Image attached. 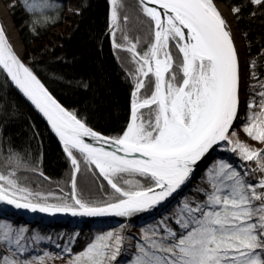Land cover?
I'll list each match as a JSON object with an SVG mask.
<instances>
[{
    "label": "snow or ice",
    "instance_id": "6c2138e0",
    "mask_svg": "<svg viewBox=\"0 0 264 264\" xmlns=\"http://www.w3.org/2000/svg\"><path fill=\"white\" fill-rule=\"evenodd\" d=\"M226 2L108 0L101 35L130 90L128 118L111 133L97 127L95 110L66 106L54 91L62 85L87 93L90 79L52 72L42 58L26 60L0 23V264H47L65 254L67 264H120L128 254L125 264H264V43L250 58V33L239 27L245 11L264 22V0H233L227 15ZM7 7L23 11L24 27L38 39L65 11L82 16L85 5L9 0ZM17 98L60 146L67 191L59 184L38 190V179L50 178L7 134L19 116ZM29 129L30 139L41 135L35 124ZM81 177L90 183L79 186ZM166 209L139 235L129 232L133 218L154 219ZM11 210L122 222L79 253L70 247L74 234L55 244L59 252L34 254L51 237L14 225Z\"/></svg>",
    "mask_w": 264,
    "mask_h": 264
},
{
    "label": "trees",
    "instance_id": "16d2710c",
    "mask_svg": "<svg viewBox=\"0 0 264 264\" xmlns=\"http://www.w3.org/2000/svg\"><path fill=\"white\" fill-rule=\"evenodd\" d=\"M7 7L9 0H1ZM15 3V0H11ZM73 4L82 3L85 5L83 15L71 17L65 11L63 19L55 26L43 32L38 39L29 35L25 25V14L17 7L9 10L13 24L20 36L24 46L23 56H34L43 59L52 72H62L69 79L85 78L90 79L92 89L87 92L65 88L62 85H54V91L59 99L66 106H77L83 108L88 106L98 114L97 127L111 133L112 129L121 127L129 115V85L123 78V73L118 66V61L114 58V53L110 49V42L106 35V24L109 15L108 0H71ZM129 3L132 0H128ZM233 0H227L225 5L229 9ZM245 19L239 25L242 31L250 33V40L253 47L251 57L257 56L260 51V44L264 43V22L260 19L249 20V12L245 11ZM78 25V26H77ZM245 44L246 42L243 41ZM63 57L70 63L57 62V58ZM259 74V73H258ZM264 80V75L260 76ZM19 103V116L6 129L7 134L12 138L17 147H26L33 157L38 161L40 170L50 181L38 179L41 187L38 189L43 192L55 190L57 184L68 190L69 166L62 155L61 148L54 136L46 129L44 121L28 108L23 101L17 98ZM30 124H35L41 135L37 139H30ZM203 175V173H202ZM90 181L85 177L78 180L79 186ZM199 183V178L192 188ZM187 195L191 193L186 191ZM168 209L162 210L161 214L155 218L144 215L140 219L133 218L129 232L139 235L141 226L149 223H156L161 215L169 214ZM9 219L14 225H27L30 230H36L41 235L51 237L52 243L41 244L34 254H42L48 250L53 254L59 252L55 247L56 243H68L69 237L78 234L70 245L73 254L79 253L88 243L101 231L111 230L118 227L122 218H83L80 223H76L79 218L61 217L50 218L47 221L65 220L70 223H60L54 227H49L36 220H27L17 215L13 210L9 213ZM77 219V220H76ZM126 222V221H125ZM135 229V231H133ZM67 254L63 259H49L47 264H67ZM130 254L119 258L120 264L130 259Z\"/></svg>",
    "mask_w": 264,
    "mask_h": 264
},
{
    "label": "rangeland",
    "instance_id": "374dc122",
    "mask_svg": "<svg viewBox=\"0 0 264 264\" xmlns=\"http://www.w3.org/2000/svg\"><path fill=\"white\" fill-rule=\"evenodd\" d=\"M0 2L2 3V5H3V7H4V9L6 10V12H7V14H8V16H9V18H10V21H11V23H12V25H13V27H14V30H15V32H16V34H17V36H18V38H19V40H20V44H21V47H22V50H23V52H24V46H23V43H22V41H21V39H20V36H19V34H18V32H17V30H16V28H15V26H14V24H13V21H12V17H11V15H10V12H9V10H8V7H6L5 5H4V3L0 0ZM225 5V4H224ZM225 7H226V9H227V11H229V9L227 8V6L225 5ZM242 43H243V48H244V46H245V43L242 41ZM254 145L256 144V142H252ZM83 183V186H85L84 185V182H82ZM82 187V186H81ZM17 214L19 215V216H22V217H24L25 219H27V220H36V221H39V222H41V223H43V224H47L49 227H54V226H56L57 224H60V223H70L69 221H65V220H59V221H57V220H55L54 222H52V221H47L46 219H48V218H55V217H51V216H47V215H44V214H40V213H31V212H27V211H23V210H21V211H17ZM77 220V219H76ZM81 222V219H78L77 221H76V223H80ZM133 231H135V229H133Z\"/></svg>",
    "mask_w": 264,
    "mask_h": 264
},
{
    "label": "bare ground",
    "instance_id": "6f19581e",
    "mask_svg": "<svg viewBox=\"0 0 264 264\" xmlns=\"http://www.w3.org/2000/svg\"><path fill=\"white\" fill-rule=\"evenodd\" d=\"M221 10L224 11L226 15L228 14V11H227L225 5H222V9ZM0 17H1L2 22L5 25V28H6L7 32H8V34H9V36H10V39L13 42L14 47L16 48V50L18 52H21L22 55H23V50H22V47H21V44H20V40H19V38H18V36H17V34H16L15 30H14V27H13L11 21H10V18H9V16H8V14H7L6 10L4 9V7H3L1 2H0ZM238 44L243 50L242 40H238Z\"/></svg>",
    "mask_w": 264,
    "mask_h": 264
},
{
    "label": "water",
    "instance_id": "95a60500",
    "mask_svg": "<svg viewBox=\"0 0 264 264\" xmlns=\"http://www.w3.org/2000/svg\"><path fill=\"white\" fill-rule=\"evenodd\" d=\"M0 23H2L3 26H4V28H5V25H4V23L2 22L1 17H0ZM5 30H6V28H5ZM6 31H7V30H6ZM7 33H8V32H7ZM8 35H9V34H8ZM9 37H10V36H9ZM11 42H12V40H11ZM12 43H13V42H12ZM210 162H211V161H207L206 163L210 164ZM204 167H205V165L202 164V165H201V169L198 171L197 178H196L195 180L192 181L191 185L189 186L190 188H191L192 185L196 182V180L200 177V175H201L202 172H203ZM186 190H188V188H185V191H186ZM56 217H71V216H60V215H58V216H56Z\"/></svg>",
    "mask_w": 264,
    "mask_h": 264
}]
</instances>
